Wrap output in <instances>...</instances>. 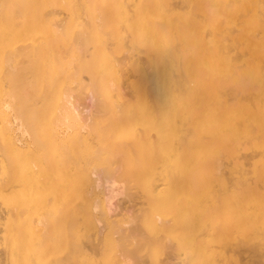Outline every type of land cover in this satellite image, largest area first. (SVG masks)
<instances>
[{
  "label": "bare ground",
  "instance_id": "1",
  "mask_svg": "<svg viewBox=\"0 0 264 264\" xmlns=\"http://www.w3.org/2000/svg\"><path fill=\"white\" fill-rule=\"evenodd\" d=\"M35 1L1 0L0 140L23 155L46 126L55 144L74 143L76 171L63 179L71 196L51 197L76 218L54 219L49 201L40 226L17 221L36 240L28 247L0 209V264L32 252L35 264H70L84 236L79 219L97 233L72 264L103 253L108 264H145L136 249L142 225L174 241L160 264H264V0H88L85 19L70 15L63 31L51 19L54 36L46 25L54 16L43 12L50 3ZM31 34L50 35L48 47L27 44ZM5 179L0 172L8 197ZM138 194L146 197L141 215L120 204Z\"/></svg>",
  "mask_w": 264,
  "mask_h": 264
},
{
  "label": "rangeland",
  "instance_id": "2",
  "mask_svg": "<svg viewBox=\"0 0 264 264\" xmlns=\"http://www.w3.org/2000/svg\"><path fill=\"white\" fill-rule=\"evenodd\" d=\"M42 0H36L35 1V4H36V6L38 5V4H40L41 5V3H39V2H41ZM46 1V0H45ZM56 1L57 0H55V2H54V0L52 1V0H47L46 2H49L50 3V6H48V8H46V6L45 5H43L44 7H45V9L46 10H43V12L45 11V12H47V10L48 11H51V13L53 14V16L54 17H52V15L50 16V18L48 19V21L50 22L49 24H46V25H48L47 27H49V25H50V27H51V29H50V27L49 28H47V29H50V31H52V33L50 34L51 36H52V34H53V36L55 35V33H54V31H53V26H51L52 24H54V23H52L51 24V21L53 20L54 22H56L58 25L57 26H61V25H63L66 21H67V19H68V17L70 16V15H75L74 17H77L79 20H84L85 19V17H86V14H85V16L83 15V14H81L83 11V9L85 8V3H86V7H87V5H88V0H77V2L79 3H81L82 4V6H80L79 7V11H80V13L78 12V10H76V7H77V2H76V0L74 1V0H67L68 2H71L72 4H73V6L74 7H71V5L70 6H68V5H66L67 6V8L68 7H71V9L69 8V10H71L72 11V13L70 12V11H68V9L66 8V6H63V5H65V4H67V3H65V2H67V1H65V0H61V2H63V5H57V3L60 1V0H58L57 1V3H56ZM130 0H127L126 2L128 3V4H126V6L128 7V5H129V2ZM10 2V1H9ZM61 2H60V4H61ZM74 2H76L77 4L76 5H74ZM42 3L43 4H46V3H44V1H42ZM51 3H53V6H51L52 4ZM0 4H1V0H0ZM81 4H78V6L79 5H81ZM131 4L133 5V3L131 2ZM42 6V5H41ZM131 6V5H130ZM38 7V6H37ZM43 7V8H44ZM39 8H41L40 6H39ZM74 8V9H73ZM78 8V7H77ZM132 9V7H129V9ZM10 10V9H9ZM13 9H11L10 11L13 13L14 12V10L12 11ZM74 10V11H73ZM11 12H9L10 14H12ZM44 12V13H45ZM71 14H70V13ZM49 13V12H48ZM81 14V15H79V14ZM84 13V12H83ZM17 14V15H16ZM20 14V13H19ZM17 12H15V15L14 14H12V15H14V17H18V19L17 18H14L13 19V16L12 15H10V16H12L10 19H11V22H13L15 19L17 20H15L16 22H14L15 23V25H16V23H18V25L21 23L20 22V20L22 19L23 20V18H24V16H23V18L21 17V15H19ZM69 14V15H68ZM50 15V14H49ZM48 15V16H49ZM20 16V17H19ZM27 17V16H26ZM71 17V16H70ZM40 18V17H39ZM38 18V16H37V19L39 20V22H38V20H37V22L35 23V27H37V25L41 22L40 21V19ZM72 18V17H71ZM13 19V20H12ZM28 19V18H27ZM30 19H31V16H30ZM52 19V20H51ZM35 20V19H34ZM99 20V19H98ZM33 21V20H32ZM31 20H29L28 21V23L30 24V22H32ZM43 21V20H42ZM52 21V22H53ZM35 22V21H34ZM33 22V23H34ZM70 22H71V19H70ZM14 23H13V26H15L14 25ZM23 23H27V22H24V20H23V22H22V25H23ZM33 23L32 24H30V25H33ZM45 23H47V22H45ZM45 23H43L44 24V27L46 26L45 25ZM68 23H69V21H68ZM28 24V26H30ZM37 24V25H36ZM67 24V23H66ZM12 25V24H11ZM22 25H21V27H22ZM12 26V27H13ZM17 26V25H16ZM24 26V25H23ZM25 26H26V24H25ZM22 27V28H28V27ZM54 26H56V25H54ZM64 26H69V25H64ZM20 27V26H19ZM31 27V26H30ZM29 27V28H30ZM41 27H43L42 25H41ZM63 26H61V28L60 27H58V29L60 28V29H62V31H63V28H62ZM18 28V27H17ZM38 28H40V26L38 27ZM69 28V27H68ZM68 28H67V30H68ZM14 29H15V27H14ZM31 29V28H30ZM32 29H34V26H33V28ZM55 29V28H54ZM57 29V28H56ZM59 29V30H60ZM65 29V28H64ZM67 30H64V31H67ZM60 32L59 34H61V35H64L65 33H67V32H65L64 34H63V32ZM49 32H46V34L47 33H49ZM33 33V32H32ZM28 34H30V32H28ZM42 34V33H41ZM44 34V33H43ZM46 34L45 35H43V36H46ZM27 35V34H26ZM25 35V36H26ZM32 35V34H31ZM29 35L30 37H31V39H30V37L28 38L29 40H27V36H26V40H25V37H22V38H24L23 39V42H22V39H20V42H22V43H24V44H26V42H27V44H29V42L31 41V40H34L37 44H39L41 41L43 42H41L42 44H43V47H48L47 45H48V41L51 39V38H49L48 39V37L50 36H48L47 35V37H45V39H48L47 41L44 39V37L42 36H40L39 38L38 37H33V36H35V35ZM40 35V34H39ZM67 35V34H66ZM38 36V35H37ZM50 36V37H51ZM65 36V35H64ZM32 38H34V39H32ZM65 38V37H64ZM38 39H42V40H38ZM24 40L26 41V42H24ZM47 42V44H46V42ZM130 41L131 40H129L128 39V41H126L127 43L126 44H128V45H130L131 46V44H132V42L130 43ZM35 42H30V45H32V43L34 44ZM56 42V41H55ZM58 42V41H57ZM22 43H18V45L19 44H21L22 45ZM36 43L34 44V46L36 45ZM40 43V44H41ZM44 43H45V45H44ZM23 44V45H24ZM26 44V45H27ZM50 44H52V40H51V42H50ZM20 45V46H21ZM26 45H24V46H26ZM128 45H126L127 47H130V46H128ZM33 46V45H32ZM30 47V48H28L29 49V51H30V49H31V51H33V49L32 48H35V47ZM50 46V45H49ZM18 47V46H17ZM29 47V46H28ZM24 48V47H23ZM22 50H24V49H22ZM27 50V49H26ZM25 50V51H26ZM36 50V49H35ZM56 49H54V50H50V54L52 55V51H55ZM13 51V50H12ZM14 53H13V55H16V52H15V50L13 51ZM27 52V51H26ZM17 53H18V51H17ZM22 54L24 53V52H21ZM55 54V53H54ZM17 56V55H16ZM22 56H24V55H21V57ZM53 57V55L51 56V58ZM25 58H28V57H25ZM54 58V57H53ZM26 60V59H25ZM5 65V64H4ZM115 66L118 68V71L121 69V64L118 62V61H116L115 62ZM4 67V66H3ZM129 72V73H128ZM127 73H128V75L130 76V74L132 75V73H130L131 71H128ZM82 75H84L83 77H85V78H87V75L88 74H82ZM127 75V76H128ZM73 84H75V83H73ZM86 102V101H85ZM85 104H87V102L85 103ZM85 104H82L81 105V108H83L84 107V105ZM46 128V129H45ZM75 129H79L80 130V128L78 127H75ZM44 130V131H43ZM49 127H48V130H47V127L46 126H41V127H39L38 129H37V138H33V139H31V143L27 146V150L25 151V152H22L23 153V155L21 154V153H15V152H13V151H11V149L8 147V143L4 140V138L2 137V139L3 140H0V141H2V143L4 144V143H6V147L8 148V150H7V148L5 147H2V145L0 146V172L2 173V175H4L7 179H5L6 181L4 182V184H6V186H5V188H6V191H7V189L9 190V192L7 191V193H10L9 195H8V197H10V199L8 198V197H6V195L4 194V190L5 189H3V193H0V209L1 210H4V212L6 213V214H9V215H11L12 216V219H13V221L15 222V220H16V222L15 223H17V221L22 225V223H27L26 225H25V228L22 226V228H21V225H19L18 226V224L19 223H17V226H15V227H17V228H15L14 229V227H13V233H17V234H19V231H20V229L19 228H21L22 230V232L24 233L25 232V234H24V236H23V241L24 242H26V244H27V246L28 247H30V245H31V247H32V245H33V247H35V245H36V240L35 239H30V238H34L33 237V235H31V237H29V234H27V231H25V230H27L28 229V227L29 228H35V227H37V226H40L39 224H36V223H38V222H36L37 221V218L39 217H42L43 215L45 216V214H46V212H48L47 211V209L48 210H51V208H52V211L53 210H55V211H53V212H56L55 214V218L53 217L54 215L53 214H51L50 216H48V218L49 219H51L52 217L54 218V219H57V217L58 218H62L63 216H66V214L67 213H70V215H71V217H72V220L74 219V218H76V217H74V213H73V210H72V206H70V205H68V203H67V201H66V203L67 204H63L64 203V201H62V202H59L60 204H55L54 202H52V197L51 196H53V190L55 191V190H57L58 191V195L56 194V196H57V198H58V196L60 197L61 195L63 196V191H64V196L63 197H65V196H68V197H70L71 195H70V180H71V176H72V173H70V172H72L73 170H74V166L75 165H73V164H76V163H74V160H75V162H77L76 161V159H75V156H74V154H75V150H77V149H74V143L70 140V139H68V138H66V141L65 142H63V143H65V145L64 144H61L62 142H60V139H58V138H56V143L57 144H55V139H53L52 140V135L49 133ZM43 132V133H42ZM45 134V135H44ZM83 134H88V132H86V131H84V133ZM42 135V136H41ZM49 135V136H48ZM45 137V138H44ZM55 138V137H54ZM0 139H1V136H0ZM46 139V140H45ZM49 139H51V140H49ZM58 140H59V142H58ZM30 141V140H29ZM54 142V143H53ZM94 143V146H99V144H96L95 142H93ZM1 144V143H0ZM54 145H56V146H54ZM61 145V146H60ZM5 146V145H4ZM83 145H81V147H80V150H82L81 152L82 153H84L85 154V150H84V148L82 147ZM9 151V152H8ZM109 150H105V152H108ZM8 152V155L6 154V153ZM84 154H83V156H84ZM11 157H13V159L11 158ZM77 160H78V158H77ZM73 163V164H72ZM55 166H54V165ZM79 164V163H78ZM53 167V169H52V167ZM57 166V167H56ZM7 169H6V168ZM75 167H77V166H75ZM17 168V169H16ZM50 168V169H49ZM72 170V171H71ZM7 171V172H6ZM22 171L23 172H25L24 174H22ZM74 171H76V169L74 170ZM12 172H13V174H12ZM62 172H65V174L64 173H62ZM67 172V173H66ZM71 174H69V173ZM60 173H62L61 174V176H60ZM74 174H76V172H73ZM67 174H69L68 176H69V178H70V180L69 179H65V180H63L64 178H65V175H66V178H68L67 177ZM62 175H64V176H62ZM74 176V175H73ZM75 177V176H74ZM59 178V179H58ZM72 179H74L73 177H72ZM58 180V181H57ZM60 180V181H59ZM67 180H69V184H67L68 183V181ZM75 180V179H74ZM73 182V181H72ZM160 180H158L157 181V183L158 184H160ZM59 183V184H58ZM58 184V185H57ZM69 185V186H68ZM73 186V183L71 184V187ZM16 187V188H15ZM65 187V188H64ZM11 188V189H10ZM69 188V189H68ZM136 188H138V187H135V188H133L132 190H136V191H140V192H142L145 196H146V194L143 192V190L141 189V190H138V189H136ZM64 189H66V190H69L68 191V193H67V195L65 194V190ZM1 191V190H0ZM61 191V192H60ZM12 192V193H11ZM61 194H60V193ZM14 193V194H13ZM52 193V194H51ZM55 193H56V191H55ZM60 194V195H59ZM70 196H69V195ZM143 194H138V195H136L135 197H133V199L132 200H129L128 198H126V199H121V202H120V204H121V206L123 207V206H126V205H130V204H133V205H135V214L136 215H141L142 214V207H145L146 206V204L144 205V201H145V199H146V197L143 195ZM19 196V197H18ZM48 196V197H47ZM17 197V198H16ZM22 197V198H21ZM45 197V198H44ZM63 197H61V198H63ZM15 200H13V199ZM21 198V199H20ZM60 198V199H61ZM66 198V197H65ZM72 198V197H71ZM59 199V198H58ZM20 200V201H19ZM45 202H44V201ZM42 203H44V204H42ZM49 201H51V203L49 202ZM47 202V203H46ZM146 202H147V200H146ZM49 203H50V205L52 206V207H50V206H48L49 205ZM46 204V205H45ZM54 204V205H53ZM61 205L62 206H65L64 208H62L61 207ZM68 205V206H67ZM40 206H41V208H40ZM43 206H45V207H43ZM59 206V207H58ZM54 207H56V208H54ZM45 208V209H44ZM17 210V211H16ZM41 210V211H40ZM44 210H45V212H44ZM45 214H44V213ZM50 212V211H49ZM48 212V213H49ZM19 213V214H18ZM18 214V215H17ZM14 215H16V216H14ZM47 215H49V214H47ZM21 217L23 218V220H22V222L20 221L21 220ZM153 217H154V219L156 220L157 219V214L156 215H153ZM38 218V219H39ZM52 218V219H53ZM25 219V220H24ZM32 219H33V221H35V219H36V221L33 223V221H32ZM26 220H28V221H26ZM85 223H86V225L84 224V221H83V219L81 220V219H79V221H78V224H77V227L79 228V230H81V231H83V233H84V236H77V239H76V241H75V244H73V246H72V248H73V254H72V259L69 257V259H68V261L70 262V264H72L75 260H77V259H79L78 260V262H80V263H82L83 262V255H84V253L83 252H80V249H81V245H82V243L83 242H86V240H87V236H89V235H95L96 233H97V229H96V226H94V223H92V222H88V221H85ZM27 226V227H26ZM35 226V227H34ZM23 229H25V230H23ZM20 231V232H21ZM21 232V233H22ZM17 234H15V235H17ZM33 234V233H32ZM27 237L29 238V239H27ZM139 238H140V240L136 243V249H137V251L140 253V256H141V258H142V260H143V262L145 263V264H160V261L165 257V255H166V252L168 251V250H171L172 248H173V246L175 245L174 244V241H168L166 238H165V236H161V237H159L157 234H155V235H153L150 231H148L147 230V228L145 227V226H141V228H140V236H139ZM30 242H29V241ZM30 244V245H29ZM138 247V248H137ZM32 252V251H31ZM246 252V251H245ZM263 252H264V250H263ZM32 254H34V252H32L31 253V255H30V253H29V255H23V254H21L20 253V258H21V260H19V256L18 255H14V259H16L17 261V264H35V254L34 255H32ZM251 253L249 252V251H247L246 253H245V255H250ZM16 256V257H15ZM23 256V257H22ZM183 258H184V256L183 255H180V251H179V253L178 252H176L175 253V258H174V260L175 261H177V262H180V261H183ZM14 263V262H13ZM84 264H108V259H107V257H106V254L105 253H103V254H100V255H98V256H95V257H93L92 259H90V260H87V261H85V263Z\"/></svg>",
  "mask_w": 264,
  "mask_h": 264
}]
</instances>
